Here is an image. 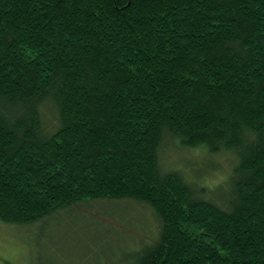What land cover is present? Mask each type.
Listing matches in <instances>:
<instances>
[{"label":"trees","instance_id":"obj_1","mask_svg":"<svg viewBox=\"0 0 264 264\" xmlns=\"http://www.w3.org/2000/svg\"><path fill=\"white\" fill-rule=\"evenodd\" d=\"M99 200L160 229L95 264H264V0H0V222Z\"/></svg>","mask_w":264,"mask_h":264},{"label":"rangeland","instance_id":"obj_2","mask_svg":"<svg viewBox=\"0 0 264 264\" xmlns=\"http://www.w3.org/2000/svg\"><path fill=\"white\" fill-rule=\"evenodd\" d=\"M166 152L165 168H179L189 161L188 179L210 189L224 181L232 161L220 156L210 166L211 159L201 152ZM75 209L26 226L0 222V264H95L109 253H131L160 229L152 209L135 200H99ZM80 257H87L89 263Z\"/></svg>","mask_w":264,"mask_h":264}]
</instances>
